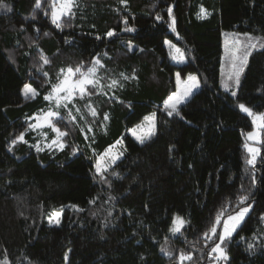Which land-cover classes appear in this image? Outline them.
Returning <instances> with one entry per match:
<instances>
[{
	"label": "trees",
	"instance_id": "trees-1",
	"mask_svg": "<svg viewBox=\"0 0 264 264\" xmlns=\"http://www.w3.org/2000/svg\"><path fill=\"white\" fill-rule=\"evenodd\" d=\"M53 2L0 8V264H264V127L250 165L252 122L239 108L264 114V48L251 52L239 85L221 87L223 37L264 38V0H74L61 28ZM169 45L184 53L182 65ZM93 58L99 83L53 118L67 133L63 147L46 145L30 129L43 95L62 69L87 71ZM177 72L200 87L169 116L163 102ZM25 84L39 98L24 96ZM144 112L155 114V133L138 143L126 131ZM121 138V156L98 173L96 158ZM248 205L224 244L228 260H214L222 220ZM53 211L59 224L49 222ZM174 216L185 221L177 234ZM182 251L192 259L179 261Z\"/></svg>",
	"mask_w": 264,
	"mask_h": 264
},
{
	"label": "snow or ice",
	"instance_id": "snow-or-ice-1",
	"mask_svg": "<svg viewBox=\"0 0 264 264\" xmlns=\"http://www.w3.org/2000/svg\"><path fill=\"white\" fill-rule=\"evenodd\" d=\"M122 3H126V0H121ZM57 4L59 7H57ZM74 6V0H54L52 5V23L55 24L57 28H61L60 19L61 16H70L72 14L71 10ZM8 5L3 3V0H0V8H7ZM35 7H40V0H36ZM203 11V9H202ZM169 15L171 16L172 9L169 7L168 9ZM157 19H160V17H157ZM126 22V21H125ZM174 24L175 21L173 20L172 24L169 25V27L173 28L174 30ZM128 31H131L132 29H127ZM47 35V33H46ZM107 36L111 37L114 35V32L112 30H109L106 33ZM243 36L245 37V40L242 42L239 39L233 40V47L230 49V59L232 62V70L228 74L229 80H234L235 84L239 85L240 83V76L244 71L245 65L248 63V57L251 54L253 50H255L257 47L264 48V38L260 37H253L248 33H244ZM165 43H170L169 41H165ZM226 41V45H227ZM227 50V49H226ZM177 56L173 57L174 59H183V54L180 53L179 49H176ZM44 63H48V60L44 57H40ZM100 65V60L98 58H93V65L92 67H89L87 69V72H84L81 70V67H76L73 69L72 67H68L66 70L62 69L61 73L63 75V79L59 81V83L52 86L51 92L48 96L45 97L46 100H52L55 99L56 107L57 109L64 107L68 108L69 104L72 102L74 96L76 94H79L81 97H83L85 94H87L86 87L88 85H97L99 81L95 79L96 74V66ZM102 66V65H101ZM76 74H79V79H73ZM45 75H47L45 73ZM123 76V74H121ZM124 79H127L128 77L124 76ZM177 82H178V89L176 92H173L170 94L165 100H164V107L165 110H167V114L169 116H172L174 113L176 115H179V106L188 98L194 89L198 88L200 86L199 80L195 75L189 74L187 77V80L184 82L183 87H179L180 85V75L177 74ZM118 84L117 80H113L111 86H116ZM122 86V85H121ZM223 86L225 88L229 87L227 83H223ZM24 92L27 96L29 93H31L33 96L36 95V90L33 89L30 85L24 86ZM63 93V95H61ZM233 95H235V92H233ZM240 109L246 113H248L249 116H252L254 125L256 124V121H261L260 125H257L258 127H264V114H254L252 111L247 108L245 105L241 104L239 105ZM79 111V110H77ZM91 114L93 116L96 115V112L94 109L91 110ZM59 115L58 111H48L42 118L37 117V120L43 119L44 123H47L50 127L53 128V130L58 134L59 137L66 136L67 133L60 131L59 128H56L55 125L52 124V118ZM69 116L72 119H75V117L72 116L71 112H69ZM105 119H107V115H105ZM146 121H150V127L146 134L144 135H138L136 136V139L143 143L145 139L149 138L151 135L155 133V114H153L150 117H145ZM37 127L40 125L37 124ZM30 127H32L30 125ZM90 130V129H89ZM135 130H133V135H135ZM248 139L250 140H256L258 138L257 132L253 131L247 134ZM17 140H23V133H21L16 140L12 141V144H15ZM54 144H59V146L62 148L63 144L60 143L58 140L53 141ZM119 143V141H117ZM244 147L247 149V151L250 153V157L246 162L250 165L255 163L256 156L259 154V150L255 147L249 146L247 143L244 145ZM42 150V149H38ZM118 157L112 156V160L115 161ZM96 170L98 173L101 172L102 166L97 161L96 164ZM113 175H118L117 173H113ZM255 182V181H253ZM246 196L239 197V200L241 203H243L244 200H246ZM73 207H76L73 205ZM251 208V205H248L246 207H241L237 212L234 214L228 215L227 219L223 221V230L218 234V240L219 243H215L214 246L211 248V252L209 255L211 256L213 253L215 256L213 259L215 260H228V254L226 251V248L224 247V244L226 243L227 239L232 236V233L236 230L237 226L244 220L245 215L249 212ZM60 215L61 213L58 211H53L49 215V222H55L59 224L60 222ZM223 215V213H218L215 222H220V217ZM262 219H264V216H262ZM185 224V221L182 217L174 216L172 220V225L169 229V231L172 234L179 233L181 231V228ZM217 234V229L215 227V224L204 233V236L208 239H213V235ZM252 245L249 244V248H251ZM161 251H166V249L162 246ZM171 255L170 253H167ZM179 261L183 262L186 260H191L192 256L191 254H185L183 251L180 253L178 257Z\"/></svg>",
	"mask_w": 264,
	"mask_h": 264
},
{
	"label": "rangeland",
	"instance_id": "rangeland-1",
	"mask_svg": "<svg viewBox=\"0 0 264 264\" xmlns=\"http://www.w3.org/2000/svg\"><path fill=\"white\" fill-rule=\"evenodd\" d=\"M234 39H239L240 41L243 42L245 40V37L243 36V34H240L239 35V34H230V33L225 34L224 37H223V45H222V47H223V56H222V79H221V87L222 88H225L223 86V83H225V81H226L227 84H229V86L230 85H234V86L237 85V84H235L234 80H229L228 79V74L232 70V62H231V59H230V49L233 47V40ZM226 41L228 42L227 45H226ZM167 45H168V43H167ZM169 48H170L169 49V53H170V56H171L172 61H174L178 65H182L185 62L186 58H185L184 53L181 51V49L178 48L176 45H171V46L169 45ZM176 49H179L180 50V53L183 54V59H179V58L174 59L173 58V57L177 56ZM96 69H97V67H96ZM84 72H87V71H84ZM177 74H179V73L177 72L176 73V76H175V78H176V88H175V91L174 92H176L177 89H178ZM189 74H191V73H189ZM189 74H187L186 76H183V77L180 76V85H179V87H181V88L183 87V84L187 80V77L189 76ZM191 75H195V74H191ZM94 78L96 79V74H95V77ZM62 79H63V77H62ZM73 79H79V75L74 76ZM27 85H29V84H27ZM24 86L22 88V94L24 96H26L25 95V92H24ZM87 87H86V90H87ZM199 87L196 88V89H194L193 92H192V94L188 98H186V100L183 103H185L199 89ZM33 89H35V88H33ZM225 89H228V88H225ZM50 92H51V90L48 93H45L43 95V97H42V100H43L42 103L44 105V110L40 114L36 115L34 121H32L31 124H30L32 126V127H30V129L33 131V136H35L36 138H39L40 136L42 138H44L43 139V142L46 145H48L49 143L54 144L53 143L54 140H58L60 142L58 134L53 130L52 127H50L47 123H44L43 119L37 120V117H41L42 118L50 110H52V111H59V109H60V108L57 109L55 99H52V100H46L45 99V97L48 96L50 94ZM38 95H39V93L36 90V95L35 96H33L31 93H29L27 96L39 98ZM61 95H63V93H61ZM247 108H249V107H247ZM251 111H252V113L257 114V115L261 114V113L254 112L253 110H251ZM244 113L248 115V113H246V112H244ZM153 114H154L153 112H144V113H142L140 115V117L133 122V125L129 129H127L126 134H129L130 137H132L135 141H137L138 143H140L136 139V136H138V135H144V134L147 133V131H148L149 127H150V121H146L145 120V117H150ZM249 117H250L251 122H252V129L248 133L255 131L258 134V138L256 140H250L247 137V134L248 133H246V135H245V144L247 143L249 146L255 147V148H257L259 150V143L261 141L263 127H258L257 126V125H260L261 124V121L257 120L256 121V124L254 125L252 116H249ZM53 118H52V124L54 125ZM37 124H39L40 126L37 127L36 126ZM45 128H48V131H45ZM133 130H135V133H136L135 135H133ZM49 131L53 132V134H50L49 137H47V135L49 134L48 133ZM38 142L39 141L37 140V143ZM55 145L59 146V144H55ZM124 147H125V144H124V139L123 138H121L119 140V143L115 142L113 145L109 146L107 149L104 150L103 153H101L96 158V160H95V168H96L97 161L99 160V162H100V164L102 166L101 172L105 171L108 167H110L112 164H114L116 162V160L121 156V154H122V152L124 150ZM248 154H249V156H248V159H249L251 157H250V153L249 152H248ZM112 156H117L118 158L115 161H113L112 160ZM226 219H227V217H225L222 220V222H221L220 232H222V230H223V221L226 220ZM262 221L264 223V219H262ZM212 256L214 257L215 254L213 253Z\"/></svg>",
	"mask_w": 264,
	"mask_h": 264
}]
</instances>
